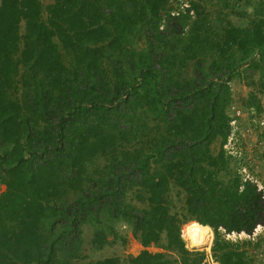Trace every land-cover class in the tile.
Segmentation results:
<instances>
[{
	"label": "trees",
	"instance_id": "1",
	"mask_svg": "<svg viewBox=\"0 0 264 264\" xmlns=\"http://www.w3.org/2000/svg\"><path fill=\"white\" fill-rule=\"evenodd\" d=\"M174 1L0 0V264H81L89 215L94 245L123 220L164 249L94 264H202L190 219L222 264L249 263L221 227L253 231L264 204L224 145L235 76L264 91V0Z\"/></svg>",
	"mask_w": 264,
	"mask_h": 264
},
{
	"label": "rangeland",
	"instance_id": "2",
	"mask_svg": "<svg viewBox=\"0 0 264 264\" xmlns=\"http://www.w3.org/2000/svg\"><path fill=\"white\" fill-rule=\"evenodd\" d=\"M43 4H49L53 2L54 0H41ZM174 5V9L172 12H174L177 16L178 14L182 12H189L191 3L190 0H177L172 3ZM189 7V8H188ZM218 6H211L209 9L213 10L214 12L218 10H214ZM219 9V7H218ZM191 11V10H190ZM252 9H249V12H251ZM171 12V13H172ZM192 18L195 17V13L192 11L190 12ZM214 18V16H211ZM249 17V16H248ZM232 20L236 24L240 25H247L249 23V18L240 19L238 16H233ZM190 71H192V66L189 67V69H186V73L190 75ZM232 88H233V104L237 105L241 109L249 108L247 105L248 100L250 99L251 94L255 93L260 98H264V91L262 90L261 84L259 82V73H256L253 77H247L245 74L242 76H235L234 80L231 82ZM245 111H249V109H246ZM250 112H246L244 115V121L242 122L244 126H242L243 135H240L239 143H240V149L243 151V162L246 163H240V165H237L239 168L240 173L243 172V179L248 178L247 171H253L252 164H254L255 161L260 160V155L257 147L254 145V140L256 139L255 132L251 134L249 132L248 127L251 124ZM246 119V120H245ZM220 146V141L215 142L213 145L214 150H218ZM238 158V157H237ZM262 162V161H258ZM246 171V172H244ZM253 175V174H252ZM254 177L257 176L256 174L253 175ZM258 179L262 182L263 179L261 178L260 174L258 175ZM252 182L255 186L254 181ZM257 187V186H256ZM6 190L5 184H0V197ZM136 203V202H135ZM138 205H142L141 202L137 203ZM71 215V214H70ZM100 223L101 224H107L108 218L107 214L105 212H102L99 216ZM97 217L89 215L87 217V222L83 224L81 227L82 237H83V244H82V252L83 257L81 259L75 260V262H79L81 264H94L95 261L99 259L104 258H110V257H120L125 258L130 255L137 256L141 253L145 247L141 244L138 237L134 235L132 228L123 220L117 221L115 223V232L112 234H108V240L106 244H93V239L95 238L96 232H98V229H96V223ZM198 223L194 221V219L187 220L185 223L182 224V235L185 233L187 227L192 223ZM188 223V224H187ZM187 224V225H186ZM181 231V227H180ZM222 236L233 243H238L241 245L243 243V247H245L247 244V241L238 240L236 241L235 238H228L225 232L221 229ZM214 236V233H213ZM215 236L213 237L214 240ZM186 240V239H185ZM187 243V242H186ZM187 247L189 249H196L194 247H190L187 243ZM206 246L204 247H197L198 250H204ZM248 247V245H247ZM251 247V246H249ZM149 249L152 250V252L156 251H163L164 249L161 248L158 244H152ZM252 248V247H251ZM20 249L22 251V254L25 258L31 257L30 251L27 249L26 245L24 243L20 244ZM173 259L175 257L178 258L177 253L176 255H172Z\"/></svg>",
	"mask_w": 264,
	"mask_h": 264
},
{
	"label": "built area",
	"instance_id": "3",
	"mask_svg": "<svg viewBox=\"0 0 264 264\" xmlns=\"http://www.w3.org/2000/svg\"><path fill=\"white\" fill-rule=\"evenodd\" d=\"M189 8V7H188ZM173 16H177L174 12H172ZM179 15V14H178ZM264 108V102H263ZM233 119H231L230 124L232 126L231 135L224 145L225 149L228 153L234 157H238L240 159L243 157V151L240 149L239 138L240 135H243L240 117H243L246 113L242 111L241 108L233 105ZM250 115L252 117L251 124L248 127L249 132L253 134L255 132L256 139L253 141L254 145L257 147L260 155V160L262 162L255 161L252 164L253 171H244L248 173V178H244L245 181L250 180L254 181L259 194L263 200L264 204V110L261 116H256L257 112L254 108L250 110ZM255 116V117H253ZM257 176H253V175ZM260 174L263 181L261 182L258 179V175ZM228 238H235V240H243L248 239L251 240L253 243H260V247L254 250V257L255 259L264 264V211H263V219L259 221L252 232L247 231H233L232 233L227 234ZM202 264H221L213 255L212 252H207L206 257Z\"/></svg>",
	"mask_w": 264,
	"mask_h": 264
},
{
	"label": "bare ground",
	"instance_id": "4",
	"mask_svg": "<svg viewBox=\"0 0 264 264\" xmlns=\"http://www.w3.org/2000/svg\"><path fill=\"white\" fill-rule=\"evenodd\" d=\"M183 237L186 239L185 241L190 247L197 248L204 247L206 245L210 246V244L213 242L212 237L214 236L211 227L201 223L193 222L187 227Z\"/></svg>",
	"mask_w": 264,
	"mask_h": 264
},
{
	"label": "clouds",
	"instance_id": "5",
	"mask_svg": "<svg viewBox=\"0 0 264 264\" xmlns=\"http://www.w3.org/2000/svg\"><path fill=\"white\" fill-rule=\"evenodd\" d=\"M172 14V13H171ZM263 102H264V98H263V100H262V105H263ZM233 105H235V104H233V103H231L230 104V106H229V108H228V113H229V117H230V121H231V119H233V110H232V107H233ZM235 106H237V105H235ZM238 107V106H237ZM252 108H254V109H256L254 106H252V107H249V108H246V109H249V111H245L246 109H242V111L244 112V113H246V112H251L250 110L252 109ZM249 116H250V120L252 119V117H251V115L249 114ZM244 116L243 117H240V122H241V127L242 126H244L243 125V121H244ZM246 120V119H245ZM230 121H229V123H230ZM230 126H231V124H230ZM231 130H232V126H231ZM225 148V147H224ZM241 174V176H243V172H241L240 173ZM242 179H243V177H242ZM243 181L245 182V180L243 179ZM247 181H250V180H247ZM258 191V190H257ZM257 225V224H256ZM210 227V226H209ZM256 227V226H255ZM254 227V228H255ZM211 229H212V227H211ZM221 229L225 232V234L227 235L228 233H232L233 231H246V230H232L231 232H227L223 227H221ZM254 230V229H253ZM212 231H213V233H214V230L212 229ZM248 232V231H247ZM252 232V231H251ZM214 236H215V233H214ZM212 239H213V237H212ZM236 241H238V240H236ZM242 241H247L246 242V244L248 245V248H249V246H251V247H253V246H255V245H259V247L262 245H260V243H256V242H252L251 240H248V239H243ZM243 244V243H242ZM247 245H246V247H247ZM192 250H194V249H192ZM195 250H198V248H196Z\"/></svg>",
	"mask_w": 264,
	"mask_h": 264
},
{
	"label": "crops",
	"instance_id": "6",
	"mask_svg": "<svg viewBox=\"0 0 264 264\" xmlns=\"http://www.w3.org/2000/svg\"><path fill=\"white\" fill-rule=\"evenodd\" d=\"M212 241L214 242V240L212 239ZM213 242L210 244V246H207L206 245V247L204 248V251L206 252V254H207V252L209 251V252H212L213 253V251H212V247H213ZM212 245V246H211ZM151 246V245H150ZM150 246H148V247H150ZM244 245L243 244H241L240 245V247L241 248H246V250H247V252H248V259H250V261H249V263H247V264H263V263H260V262H258L256 259H255V257H254V250L256 249V248H258L259 247V245L257 244V245H255V246H253L252 248L251 247H243ZM148 247H145V249H149ZM208 247V248H207ZM150 251H152L151 249H149ZM219 261V260H218ZM220 262V261H219ZM221 263V262H220ZM222 264V263H221Z\"/></svg>",
	"mask_w": 264,
	"mask_h": 264
}]
</instances>
